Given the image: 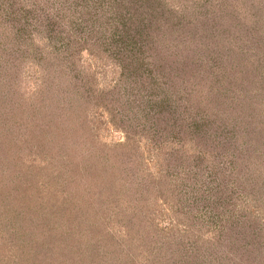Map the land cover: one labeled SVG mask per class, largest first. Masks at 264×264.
<instances>
[{
	"label": "trees",
	"instance_id": "obj_1",
	"mask_svg": "<svg viewBox=\"0 0 264 264\" xmlns=\"http://www.w3.org/2000/svg\"><path fill=\"white\" fill-rule=\"evenodd\" d=\"M171 1L0 0V45L15 46H0V113L14 117L20 111L15 131L21 140L52 158L38 167L48 178L41 185L47 196L54 194L53 181L60 184L58 197L75 198V192L81 201L97 180L102 201L109 173H120L123 187L134 184L138 193L163 197L165 191L187 196L191 182L188 196L196 198L184 199L185 210L196 212L192 222L176 223H189L177 238L164 229L161 243L146 251L139 247L137 257L147 264H264V0H205L187 9ZM188 14L196 19L189 21ZM86 52L119 68L112 89L99 88L79 68ZM26 61L42 79L30 98L15 86ZM91 107L100 111L98 118L87 115ZM105 114L108 125L124 133L123 143L99 142L92 119L102 121ZM8 132L2 139L13 134ZM10 142L16 159L18 148ZM6 164L0 163L2 226L8 233L25 231H16L21 248H7L0 264H139L116 256L107 231L93 233L86 225L81 237L72 238L75 252L85 246L82 256L69 250L44 256L27 225H34L41 242L38 233L54 235L57 247L67 222L54 220L51 212L39 217L36 206L30 213L28 167ZM52 220L58 229L45 234ZM125 227L130 238L131 226ZM132 232L133 239L143 238ZM146 235L156 240L151 230Z\"/></svg>",
	"mask_w": 264,
	"mask_h": 264
},
{
	"label": "rangeland",
	"instance_id": "obj_2",
	"mask_svg": "<svg viewBox=\"0 0 264 264\" xmlns=\"http://www.w3.org/2000/svg\"><path fill=\"white\" fill-rule=\"evenodd\" d=\"M199 1H205V0H178V1L174 0V2L171 1V3H173V7L177 9L179 7H184V9H187V7L191 6L194 2H199ZM188 15L190 17L188 19L189 21H194L196 19V15H191V14ZM191 23L193 24L194 22ZM0 46L1 48H3L1 49L2 51L15 48L14 45L1 44ZM247 46L248 45L241 44L238 47H245V49H247ZM28 64L29 62L26 61V63L24 62L21 65L20 77L15 82V86L18 88L19 94L23 98L24 97L30 98L31 96H33L35 94L33 90H35L36 87L39 86L40 83L42 82L38 70L34 67H29ZM79 64H80L79 68L85 71L90 78H94L99 88L101 89L110 90L115 86V83L119 82L120 80V70L118 67L111 64L110 62L107 63L94 59V57L90 56L89 53L87 52L83 54V59L81 60V62H79ZM19 113L21 112L19 111ZM19 113L18 115L16 114L17 116L14 117L10 116V114L8 113H3V112L0 113L1 115L0 127L1 128L4 127L3 130H0V155H1L0 163L2 162L7 163L6 165L8 166V162L12 161L14 164V168L16 169L18 168L20 171L26 170V168L28 167L29 173L27 174L28 177L29 176L31 177V179L29 178V180H33V184L31 186L26 187L27 190L24 192H27V199L33 197L32 201L29 200V202L27 201L25 203L28 209L31 208L30 213H32L31 210L35 208L34 206H36V208L40 207L38 208L39 210L36 211L37 213L40 214L39 217L41 216V214L42 216H44V214L46 215L47 213L49 214V212H51V215H53L54 220L58 219L60 222L61 220L63 221V223L67 222V224L64 225L63 228H60L59 230V232L61 233V236L59 235L60 236L59 238H61L60 240L63 243L62 245L59 244V246L57 247H54L55 244L52 240L54 235L43 236L41 235V232L38 233L39 237L42 239L41 242L36 238L35 233H37V231L34 225L32 224L27 225L26 231L30 234L32 233L31 238L35 239L36 242L38 241L36 247H40L41 252H43L42 254L44 256H51L50 257L51 259L52 256H62L63 253H61L60 251L67 252L68 250L72 254L74 253V255L71 256H82L83 253L81 251L83 250L85 252L84 250L85 246L78 247L79 249H81L79 253L75 252L71 248L73 244L72 238L74 237L75 233L76 236L81 237L83 235L82 233L83 227H85L84 225H86L89 231L91 230L93 231V233H96L95 231L97 232L107 231L109 233L111 237L109 238V240L106 241L107 243H109V245H111V247H115L117 249L116 256H121V257L131 256L132 259L131 258L129 259H131L133 262L136 263L139 262V264H147L148 261L146 259L137 257L140 256L141 254V252L139 251V247L142 248L141 246H145L146 247L145 251H146L149 249V247L151 248L154 247L153 243H157V244L161 243L164 236L161 234L160 230H164V229L169 232L173 231V236L177 238V236H179L178 233H180L183 228L184 229L185 227L188 228L189 223H187L186 220H185L186 223L184 225L182 224L179 225L176 223L177 222L181 223L182 220L184 219H188V222L190 223L192 222V219L194 218L196 212L191 211L192 213L189 214V211L185 210L188 208L187 205H185V199H184L189 197L188 196L190 194L189 192L193 188V186L191 187V182H189V188L187 189V193H188L187 196L182 197L185 194L181 195L180 193H169L165 191L164 193L166 197L165 199L163 195L156 196L155 191L154 194H151L152 191L144 194L140 192L138 193L139 188L137 187V185L134 186V184L133 187L131 186L129 188L123 187L121 180H123L124 177L121 176L120 173L117 174L109 173L110 176H108L109 178L107 179V182H109V184L104 187V190L101 194V196H103L102 201L97 202L98 201L97 196L100 194L99 192H97L98 190L97 180H94L95 183L92 186L88 185L89 187L84 192V196L81 195V201H78L75 192L73 193L75 198L73 196H71L72 198H67V199H65V196H63L64 198L58 197V195H56V191L59 188L60 184H57L56 182L53 181L50 182L49 189H51V191L54 194H48V196L45 195V193L41 192L42 191L41 185L47 182L48 178L47 175L42 173L38 167H40V165L43 167L42 165V161H44L43 159L50 157L43 156L42 154H40L37 145H35L34 143H30V142L27 143L26 139L21 140L23 136L20 135L21 134L20 131L19 132L15 131L17 127L15 126V122L18 121L20 122L23 116V114L19 115ZM99 113L100 111H93V107H91V110L87 113V115H89L90 118H92L93 115H95L98 118ZM95 116H94L95 120L92 119V121L94 126L98 128L96 135L98 136V140L100 143L102 142L103 145L112 147L124 142L125 136L122 130L118 128H114L111 125L110 126L108 125V122L106 121L107 119H109L107 114H105L104 117L105 119H103L102 121L100 119L98 120ZM8 130L12 131L13 134L11 135L10 131L8 132ZM7 132L8 134H10V137L6 138V136H4V139H2L3 135L7 134ZM9 141H11L10 143H12L14 147L18 148L19 154L18 157H16V159L14 158V156L12 157L9 154V150H10ZM51 148L53 147L49 146L48 149L51 151ZM149 168L152 170L154 175L158 174L159 169L155 165H151ZM5 176L6 178L8 177L7 174ZM147 181L150 182V180ZM0 183H1L0 184V193H1V185H3V179L1 175H0ZM21 188L23 190L24 186H22ZM144 191H146V189H144ZM20 192L22 193V191ZM21 193H19V195ZM115 196L116 198L113 201V198ZM189 198L195 199L196 197L190 196ZM133 200H135L138 203L140 202L139 203L140 206H138V204ZM179 200H183L181 202V205L177 208H173V205ZM76 201H78L79 204ZM4 203L5 204L3 205L8 204L6 203V201ZM143 205L146 208H143ZM0 209L2 208L0 207ZM175 211H179L180 213L181 211H183L182 214H184V217L179 214H176ZM2 215H4V212L0 211V256H4V252L6 251L7 248H11L13 246H15L16 248L19 247L18 245L20 244L22 239L21 238L18 239V236L15 233L16 231L22 232L24 229V228L22 229L12 228L16 230L11 231L12 233H8L4 229V226H2V224L5 225L4 222L5 218H2ZM28 215L29 212L25 214L26 217ZM116 220H120L122 224L119 225ZM53 224L54 222L52 220L43 227L44 228L43 230L44 231L46 230L45 234L51 232L53 234L56 233L58 227L54 226ZM93 224L95 225L92 227L94 229L91 228V225ZM125 224H128L132 227L129 228L130 238H128L129 237L128 233L125 234L128 231L126 227L124 228ZM41 227L42 226H40L39 228ZM148 229L151 230L156 236L155 237L156 240L154 242H152L151 237H147L146 235ZM200 229L201 227H195L194 232L199 231ZM202 230L204 231L205 228ZM132 231L142 232L143 238L133 239ZM56 237L57 234L55 235V238ZM120 243L123 244L119 245ZM64 244L69 245L67 246L68 249L64 247ZM16 248L12 250L11 253L15 252ZM27 250L29 251V249L26 248L25 252H28ZM35 252L36 251H34L31 255L36 256ZM125 258L126 257H124L123 259ZM22 264H26V263H22Z\"/></svg>",
	"mask_w": 264,
	"mask_h": 264
}]
</instances>
